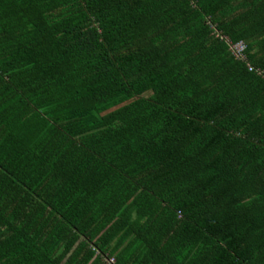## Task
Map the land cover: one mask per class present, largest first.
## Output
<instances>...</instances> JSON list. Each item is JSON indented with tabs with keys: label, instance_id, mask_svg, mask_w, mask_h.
<instances>
[{
	"label": "trees",
	"instance_id": "trees-1",
	"mask_svg": "<svg viewBox=\"0 0 264 264\" xmlns=\"http://www.w3.org/2000/svg\"><path fill=\"white\" fill-rule=\"evenodd\" d=\"M105 258L264 264V0H0V264Z\"/></svg>",
	"mask_w": 264,
	"mask_h": 264
},
{
	"label": "built area",
	"instance_id": "built-area-1",
	"mask_svg": "<svg viewBox=\"0 0 264 264\" xmlns=\"http://www.w3.org/2000/svg\"><path fill=\"white\" fill-rule=\"evenodd\" d=\"M245 49V46L242 42H238V43H235V44H232L230 46V51H231V54L232 56H234V58L236 59H242L243 60V50ZM248 70H253L250 66L248 67ZM254 72L257 74V75H260L261 77L263 76L262 75V72L260 70H254ZM104 262L106 264H115V260L113 258H105L104 259Z\"/></svg>",
	"mask_w": 264,
	"mask_h": 264
}]
</instances>
